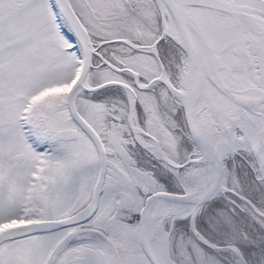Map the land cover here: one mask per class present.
<instances>
[{
  "label": "snow or ice",
  "instance_id": "obj_1",
  "mask_svg": "<svg viewBox=\"0 0 264 264\" xmlns=\"http://www.w3.org/2000/svg\"><path fill=\"white\" fill-rule=\"evenodd\" d=\"M0 264H264V0H0Z\"/></svg>",
  "mask_w": 264,
  "mask_h": 264
}]
</instances>
